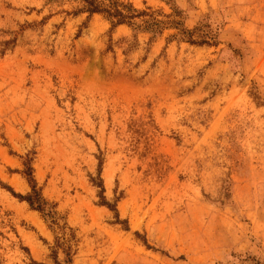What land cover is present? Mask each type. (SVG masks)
I'll return each instance as SVG.
<instances>
[{"label": "rangeland", "instance_id": "374dc122", "mask_svg": "<svg viewBox=\"0 0 264 264\" xmlns=\"http://www.w3.org/2000/svg\"><path fill=\"white\" fill-rule=\"evenodd\" d=\"M49 1L0 0V264H68L27 158L71 264H264V0H173L213 47Z\"/></svg>", "mask_w": 264, "mask_h": 264}, {"label": "trees", "instance_id": "16d2710c", "mask_svg": "<svg viewBox=\"0 0 264 264\" xmlns=\"http://www.w3.org/2000/svg\"><path fill=\"white\" fill-rule=\"evenodd\" d=\"M60 0H50L49 3L58 2ZM78 6L70 13L73 17L86 14L88 19L98 15L109 22L111 31L119 26L128 27L136 36L139 33L150 35V42L162 36L167 29L173 30L174 33L169 36V41L184 42L197 47H213L218 45V32L212 28L206 19L201 20L192 29L185 26L184 12L175 6L173 0H161L166 3L171 9V14L165 16L164 19H159L157 12L139 10L130 2L123 0H75ZM43 22V21H42ZM26 181L29 184L30 192L25 196L16 197L23 202H26L30 209L41 214L43 219L50 223V229L53 232H59L61 237L56 239L57 250L53 251L54 255L58 250H62L66 262L72 263V250L69 244L70 240L66 239L65 227L59 224L60 217L55 211V206L49 204L38 189L33 177L31 167V159L27 158L22 172ZM101 183V181H100ZM101 193L103 192L100 184ZM107 208L115 212V208L106 202H103Z\"/></svg>", "mask_w": 264, "mask_h": 264}, {"label": "bare ground", "instance_id": "6f19581e", "mask_svg": "<svg viewBox=\"0 0 264 264\" xmlns=\"http://www.w3.org/2000/svg\"><path fill=\"white\" fill-rule=\"evenodd\" d=\"M13 184H14L15 187H19L20 186V185L18 186L17 182H14Z\"/></svg>", "mask_w": 264, "mask_h": 264}]
</instances>
